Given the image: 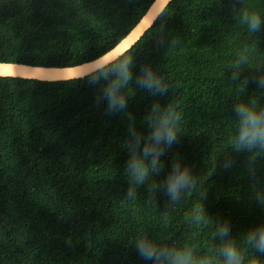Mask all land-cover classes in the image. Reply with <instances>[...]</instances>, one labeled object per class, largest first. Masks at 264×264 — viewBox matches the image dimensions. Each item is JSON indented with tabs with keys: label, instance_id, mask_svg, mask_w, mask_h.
I'll return each mask as SVG.
<instances>
[{
	"label": "trees",
	"instance_id": "1",
	"mask_svg": "<svg viewBox=\"0 0 264 264\" xmlns=\"http://www.w3.org/2000/svg\"><path fill=\"white\" fill-rule=\"evenodd\" d=\"M151 1L0 0V62L92 60ZM241 9L261 15L258 31L240 23ZM125 56L128 85L115 75L91 83L102 69L58 82L0 77V264H153L137 251L141 239L212 264H223L219 249L231 240L244 264H264L246 239L264 228V151L232 143L235 105L264 109V0H171ZM147 71L167 93L136 83ZM112 85L123 108L110 109ZM169 104L180 114L177 139L158 145L155 171L149 157L137 185L127 171L132 146L138 137L139 154L155 144L150 117ZM176 164L195 183L173 201Z\"/></svg>",
	"mask_w": 264,
	"mask_h": 264
},
{
	"label": "clouds",
	"instance_id": "2",
	"mask_svg": "<svg viewBox=\"0 0 264 264\" xmlns=\"http://www.w3.org/2000/svg\"><path fill=\"white\" fill-rule=\"evenodd\" d=\"M233 11H236L233 9ZM240 23L246 24L249 31L256 32L261 27V15L256 11H249L245 9L240 10ZM125 57H129L125 59ZM117 58L99 72L100 76L94 75L91 78V83H98L100 78L107 80L110 75L118 77L117 84L120 82L123 85H128L132 79V74L129 69L131 63L130 56ZM107 69V71H105ZM140 87L147 88L165 94L168 91L167 86L162 84L160 78L155 77L151 71L145 72L143 77L136 81ZM261 86H264V78L259 81ZM117 85H112L108 89L109 106L115 108L119 105L120 108L125 106V99L123 96L117 97L112 91ZM155 112L156 109L154 108ZM237 117L236 134L232 139V143L237 150L247 149L252 151L259 148L264 151V109L257 110L255 102L252 103H237L233 109ZM152 119L154 128L151 140L155 142L154 145L145 146L142 152L136 154L139 148V138H136V144L132 146V158L127 165V171L130 179L136 182L137 185H142L148 178L150 173V165L148 158L151 157V171H155L156 162L162 150L158 149L161 142L171 145L177 139L178 122L180 114L176 111L172 104L167 105L166 111L160 113ZM173 175L168 177L167 191L172 197L173 201H177L181 192H186L191 189L195 183L188 168L180 169L176 164L173 168ZM155 187V185H150ZM133 190L130 188L128 192L129 197H133ZM202 212V208L200 210ZM197 221L204 219V216L198 215ZM227 226L219 230L220 237L228 236ZM247 243L253 247L257 252L264 253V228L257 232H250L247 234ZM136 248L140 256L145 260L153 261V264H212L211 258H201L196 260L190 250L179 249H163L158 248L154 243L148 242L144 239L136 242ZM219 254L223 257V264H244V257L240 250L236 247L234 241L228 240L223 243L219 249ZM249 264H257L256 259L249 261Z\"/></svg>",
	"mask_w": 264,
	"mask_h": 264
},
{
	"label": "water",
	"instance_id": "3",
	"mask_svg": "<svg viewBox=\"0 0 264 264\" xmlns=\"http://www.w3.org/2000/svg\"><path fill=\"white\" fill-rule=\"evenodd\" d=\"M171 0H152L144 13L110 49L100 56L72 66H36L17 62H0V77L58 82L85 78L101 70L128 52L154 24Z\"/></svg>",
	"mask_w": 264,
	"mask_h": 264
}]
</instances>
